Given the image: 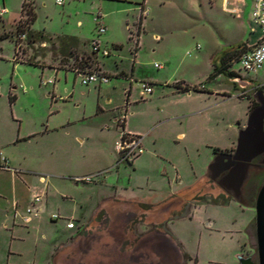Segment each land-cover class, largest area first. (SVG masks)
<instances>
[{
    "label": "rangeland",
    "instance_id": "obj_1",
    "mask_svg": "<svg viewBox=\"0 0 264 264\" xmlns=\"http://www.w3.org/2000/svg\"><path fill=\"white\" fill-rule=\"evenodd\" d=\"M143 1L64 0L59 5L57 0H0V10H8L0 18V91L7 92L6 98H0V109L11 113L9 93L16 96L14 110L22 118L26 130L36 131L35 137L16 147L15 160L24 165L16 168L19 172L28 169L27 174L34 178L31 188L43 190L41 176L48 179L49 184L45 200L47 211L41 215V222L31 229L30 238L62 236L67 228L66 221L61 218L81 221L90 216L96 199L107 196L103 191H92L90 187L96 185L94 182L76 185L72 180L62 181L58 175L66 172L67 163L71 166L75 162L80 164L79 174L89 176L92 165L88 163L95 161L92 163L97 166L106 154H111L117 164L118 120L127 110V128L131 132H144L146 151L133 165H113L112 172L107 174L111 177L108 182L156 201H164L173 194L180 195L174 197V206L177 205L169 218L168 228L175 241L176 254L184 253L182 264H239V256L254 253L256 246V240L250 237L251 220L256 217L255 201L222 193L209 180L207 185L203 184L209 178V166L215 159L213 149L229 141L233 127L247 122L248 99L255 103L248 89L240 87L236 90L227 76L211 77L214 55L235 46L238 38L227 37L224 29L230 27V21L226 19L218 28L207 23L201 32L198 22L194 29L186 26V32L175 28L169 35L165 24L174 15V10L169 3L164 5L167 0H149L145 6L149 15L146 20L143 18L142 43L137 49L134 79L130 82L128 78L114 74L121 70L131 72L136 47L135 39H130L127 24L132 27L131 31L136 30ZM23 2L30 3L33 8V25L27 22V13L21 12ZM190 3L194 10L210 9L209 0H204V7L200 0L186 2ZM106 13H109L108 17ZM98 14L105 17L106 24L111 23L109 31L101 38L111 51L110 57L98 58L91 51L90 41L96 32L94 18ZM245 21L244 43L253 40L252 9L247 11ZM19 26L25 29L24 37L18 35ZM29 32L43 33L46 45L42 46L41 41L29 42ZM156 35H161L164 41L157 42ZM71 37L76 38V51L70 47L72 42L68 38ZM112 42L123 45L122 49L113 48ZM15 45L18 63L13 60ZM82 58H90V69L82 65ZM25 61L40 65L22 63ZM237 61L230 63V71L264 87V67L258 73H247L240 70ZM98 63L112 74L109 83L83 85L76 68L84 72L100 70ZM156 63L163 68H156ZM51 79L55 80V89L51 84H44ZM177 81L192 86L204 85L213 92L192 91L188 95L165 84L172 85ZM142 82L152 83L153 95H142ZM130 84L133 91L127 101L124 90H129ZM215 90L228 93H215ZM242 92H246L245 98L238 96ZM72 94L77 97L74 95L70 100L72 105L79 102L82 111L59 99H69ZM98 104L105 113L100 112ZM167 110L183 116L164 121L170 114ZM73 114L86 119L71 130L62 128L66 116ZM76 136L83 138V143L76 140ZM97 178L94 175V179ZM107 191L114 193L115 189L108 188ZM52 214L61 218L51 219ZM131 215H125L129 221L117 232L103 223L92 226L89 232L92 238L98 241L107 236L112 241L106 248L96 246L100 254L97 253L99 257L92 264H158L155 253L140 247L141 237L156 235L157 226L154 222L141 226L140 217ZM103 216V213L99 215L100 220Z\"/></svg>",
    "mask_w": 264,
    "mask_h": 264
},
{
    "label": "crops",
    "instance_id": "obj_2",
    "mask_svg": "<svg viewBox=\"0 0 264 264\" xmlns=\"http://www.w3.org/2000/svg\"><path fill=\"white\" fill-rule=\"evenodd\" d=\"M113 1L132 3V0H113ZM187 1L188 0H167L166 2H164V5H167V3H169L172 10H174V15L172 14L167 19L168 22L165 24V26H168L166 28L167 29L166 31L168 32L170 31L169 35H172L171 29H175V28L185 29L184 31L186 32L188 31L186 29V26H191L190 29H194L197 27L196 25L198 22H200L199 30H201V32H202V28H205L203 26H206L207 23H210L216 28H218L222 25V22L226 19L230 21V27L224 29L226 31L227 37L229 39H233L235 37L238 38V43L235 46H232L230 47V49L225 51L221 50L220 52H217V54L214 55L215 61L213 62V67L214 64L220 65L221 58L225 53L241 45H246L249 48L255 45L258 42V40L261 38V32L259 28L253 24V26L251 27L253 40L252 41L248 40L245 43L242 40L243 34H245L246 31L245 18L247 16V11L253 8L254 0H209L210 9H208V11H199L198 9L194 10L192 9V4H191L192 1L190 4H186ZM200 2L202 7H204L205 6L204 0H200ZM148 3L149 0H144L143 4H141L140 6V12L142 16L140 17L139 22L136 25V30H134V32L131 31L132 27H130L129 24H127L128 31L130 32L131 35L130 39H135V47H136L133 64L131 66V72L127 73L125 70H121L114 74L115 76L128 78L130 82L132 79H134V73L136 69L135 66L137 64V49L140 48V44L142 43V38H143L142 33L144 32L143 18L146 20V17L149 15V9L145 7L146 4ZM21 12H22V8H21ZM106 15L108 17L109 13H106ZM103 21L106 26V32H108L111 23L109 21V23L107 22L106 24L104 16H103ZM155 38L158 40L157 42L164 41L161 35H156ZM68 40L72 42V45H70L71 49H73V51H76L77 50L75 48V45L77 43L76 38L71 37L68 38ZM41 45L42 46L46 45V43L44 42ZM86 45L88 46V44ZM112 46L113 48L115 46H119L120 48H115V49L121 50L123 45L116 42H112ZM13 60L16 63H18V61H16V45H15V57L13 58ZM22 63L25 64V62ZM42 67L46 68L43 65ZM98 67L100 71L106 73L109 77H111L112 74L104 70L102 66L99 65ZM55 69L60 70L59 68H55ZM229 79L230 82L233 84V79L232 78ZM177 83H180L182 86L185 85L192 86L191 84L186 83L184 81H177L172 85L169 84L168 82H165V84L168 85L169 87L172 86L176 88V90L179 93L180 91L175 86ZM51 85L54 87V89L56 88L55 83ZM100 85L102 84H99V86ZM193 86H197L200 88V91H195L196 93H203L206 91L213 92V90H208L204 85H193ZM234 88L236 90L240 89L236 85H234ZM99 89H101V87H99ZM124 91L126 92V99L127 101H129L133 91L132 84H130L129 90H124ZM191 92H188L186 94L190 95ZM214 92L223 93V94L228 93L225 92L224 90H215ZM143 94L144 93L142 92V95ZM153 94H154V90L151 95ZM74 95L76 97V94H72L69 97V99L65 97H60L59 99L62 100L63 104H68L69 106L72 107L74 106L73 108L75 110L78 109L81 110L79 102L77 105H72L73 103L70 101L72 97H74ZM6 96H7V92L0 91V98H6ZM50 96L52 99L55 97L54 93L50 94ZM238 96L240 97L239 94ZM11 97H14L13 102L11 101ZM73 99H74L73 101H76L75 98ZM15 100H16V96L9 93V103L12 107L11 113L6 112L5 109H0V264H92V262L96 260L97 257H99V255L97 256V253L100 254L97 250L98 247L96 248V246L104 245L106 248L107 247L106 244L109 245L112 242L111 239L108 238L107 236L100 237L98 241H96L95 238H92L89 233L92 226L103 223L104 225L107 226L113 224L115 227L120 228L122 227L123 224H125V220H127L125 219L126 218L125 215L127 213L130 214L146 213L148 216L149 223L152 222L158 223L161 221L169 220V218L171 217V213L175 212V207L177 204L174 206V203L176 202L174 197L175 196L179 197L180 195L173 194L172 196L167 197L164 201H156L153 198L146 199L144 197L137 195L134 191L119 189L116 186L110 184L108 180H110L111 177H108L107 174L112 172L111 170L113 168V165H115L116 163H114L115 161L112 160L111 154L110 155L106 154L102 157V159H100L99 165L97 166L93 165L92 162L95 161H90V163H88L92 165L90 168L91 175L89 176L95 175L98 177L97 179L93 180V182L96 183V185L93 187L91 186L90 188L92 189V191H103L105 194H107V196L105 195L106 197H103L100 200L98 198L93 202V208L90 216L83 218L81 221H76L72 217L61 218L60 216L61 219H64L66 221V228H67V230H65L66 232H64L62 236L55 238L53 237L50 239L30 238L31 229H34V227H36V225L41 222V218H42L41 215L45 214L47 211V201L45 200L47 199L46 197L48 196L47 190L49 184H48V179H45L43 176H41L39 177V180L45 186L43 190L39 191L34 186L31 188L30 185L33 183L34 178L32 175L27 174V172H29L28 169H21L19 172V168H16L18 165L24 167V165L21 162L17 163L15 160L16 156L14 155V151L16 147L17 146L20 147L21 143L30 141L33 137H35L36 131L25 129L22 118L17 114V112L13 108ZM108 102H111V99H108ZM98 105L100 106V104ZM250 107H251V101L248 99L247 121H248L249 113L251 111ZM99 110L101 113H105V110L102 106L99 107ZM167 111L170 114H167L168 116L164 118V121H169L174 118L183 116V114L175 115L172 114L169 110ZM84 113L85 112H82V115ZM124 115H126V121H125L126 131L143 137V149H144L143 154H144L146 151L144 148V143H145L144 132L140 130H134L133 132H131L130 130H128L127 110L122 116ZM79 117L80 116H77L75 114L71 116H66V118L62 122L61 127L62 128L68 127V130L69 129L71 130L75 124L86 119L85 116L82 119ZM48 123H50V121ZM246 124L247 122L244 123L243 126H238L236 128L233 127L231 138L229 139V141L223 144H219L217 148L220 149L221 151V150L233 149L234 147H236L237 145L236 135L239 130L245 128ZM118 126L120 127V125ZM121 131L122 129L120 127L119 134L117 136L118 138L115 140V144L120 138ZM76 140H78L81 143H83L84 141L83 138L79 136H76ZM214 155L216 154L214 153ZM67 164L68 165H66L67 167L65 168L66 172L58 175V178H61L62 181L72 180L75 182L76 185H78V183L75 181V178L87 176V174H79L80 172L79 170L81 168L79 167L80 165L79 163L73 162L71 166L69 163ZM208 180L209 178L205 179L203 184L207 185ZM108 188L115 189L114 193L110 191L108 192L107 191ZM36 193L42 195L43 197L41 203H39L38 206L39 213L37 216L32 217L29 223H26L24 219V217L26 216V210L31 205L33 196ZM181 202L184 203V201ZM181 202H179L178 205H180ZM170 206H172V208L168 209V207ZM157 212L158 213L163 212L162 217H155L154 213ZM102 213L104 214V216L100 220L99 215H101ZM52 215H56V214H52ZM52 215H51V219H53ZM68 220H73L75 222V228L73 229L68 228L67 226ZM250 225H251L250 229L253 228L254 218L251 220ZM25 229H27V231ZM119 240L120 241L118 242H121V239Z\"/></svg>",
    "mask_w": 264,
    "mask_h": 264
},
{
    "label": "flooded vegetation",
    "instance_id": "obj_3",
    "mask_svg": "<svg viewBox=\"0 0 264 264\" xmlns=\"http://www.w3.org/2000/svg\"><path fill=\"white\" fill-rule=\"evenodd\" d=\"M233 79V84L238 86L239 88L248 89L249 92L252 93L253 98L255 100L256 105L253 107V109L257 106H259L258 100H264V87L258 86L254 84L252 81L248 80L246 77L240 78L235 77ZM235 148L228 149V150H221L216 155L215 158L218 159L217 161V169L219 171L216 178H211V173L209 172V181L214 184L222 193H225L227 195H232L235 197V195H239L242 199H254V206L256 204V199L258 196V193L262 186L264 185V154L256 157L253 159L249 165H248V172L245 180L241 183L240 186L239 180H240V165H238V162L233 160L232 156L235 153ZM159 214L157 217H162L163 212L160 213H154ZM143 215H146V213H134L131 216L140 217V222L143 223L141 226H144V224H150L148 222V216L145 218ZM256 219V217H255ZM254 219V225H253V231L250 235L251 238H254L256 240V246L253 249L254 253L248 254L245 256V258H248V263L252 264H259V255H258V246H257V230H256V220ZM129 221L125 220V223ZM169 220L161 221L158 223H154L155 226H157L156 235H153L151 237L142 236L140 241V247L146 248L147 250H150L152 253H155L156 256L159 259L158 264H182L185 256L184 253L181 254V256L176 254V250L174 247V239L170 235L169 226L168 223ZM125 227V224L122 225V227H115L113 224L109 226V229L111 231L117 232L119 229ZM160 228V229H159ZM175 255V256H174ZM143 257V256H142Z\"/></svg>",
    "mask_w": 264,
    "mask_h": 264
},
{
    "label": "built area",
    "instance_id": "obj_4",
    "mask_svg": "<svg viewBox=\"0 0 264 264\" xmlns=\"http://www.w3.org/2000/svg\"><path fill=\"white\" fill-rule=\"evenodd\" d=\"M64 0H57L59 5H62ZM7 13V9L3 8L0 10V18ZM252 19L253 23L259 28L261 32V38L258 42L249 47L247 51L240 57L239 65L240 70L247 73H258L261 68L264 67V0H254L252 8ZM96 32L93 39L90 41V47L92 54L99 57H110L111 51L106 45L101 41L102 36L106 33V26L103 21V16L101 14L96 15ZM26 34H22L24 37ZM156 68H162V65L155 64ZM75 72L81 77L82 84L88 86L92 83L107 84L110 81V77L100 71H80L76 68ZM54 80H49L44 84H54ZM142 90L144 94L151 95L153 93L152 84L149 82H142ZM246 92H242L240 96L245 98ZM126 115L122 116L118 120L122 131L119 140L115 144V151L118 156L117 166L121 164L133 165L138 157L143 154V137L137 134L127 132L125 129ZM94 176H83L76 177L75 181L77 183L93 182ZM42 195L36 193L33 196L31 205L26 210V216L24 217L25 222L29 223L32 217L37 216L39 213L38 206L42 201ZM53 219H59V215H52ZM68 228H75V222L73 220H68Z\"/></svg>",
    "mask_w": 264,
    "mask_h": 264
},
{
    "label": "water",
    "instance_id": "obj_5",
    "mask_svg": "<svg viewBox=\"0 0 264 264\" xmlns=\"http://www.w3.org/2000/svg\"><path fill=\"white\" fill-rule=\"evenodd\" d=\"M258 102L259 106L250 111L245 128L240 130L235 153L230 156L241 167L238 186L247 176L249 163L264 154V100H258ZM217 161L218 159L215 158L209 166L212 179L219 173ZM235 198L240 199L239 195H235ZM255 211L259 264H264V185L258 193ZM247 261H249L248 258L239 256V264H252Z\"/></svg>",
    "mask_w": 264,
    "mask_h": 264
},
{
    "label": "trees",
    "instance_id": "obj_6",
    "mask_svg": "<svg viewBox=\"0 0 264 264\" xmlns=\"http://www.w3.org/2000/svg\"><path fill=\"white\" fill-rule=\"evenodd\" d=\"M22 11L26 12L29 17L27 22L32 24L35 21V14H34L33 8H31V4L24 2L22 6ZM17 32H18V35L24 34L25 29L19 26ZM28 36H29L28 37L29 42L41 41L42 43H44L46 41V36L43 33L29 32ZM3 38H7V37L4 36ZM114 48H120V47L115 46ZM247 49L248 47L246 45H241L225 53L221 58L220 65L214 64V73L211 75V77L218 76L221 74L227 76L228 78L237 77L238 75L236 73L229 70L231 68L230 63L233 62L234 60H238L237 63H239L240 57L247 51ZM81 62H82V65L84 64L89 69L92 66V62L90 61V58H87V59L82 58ZM25 64L37 67L39 63L32 62V61H25ZM175 86L180 92H183V93H188L191 91H200V88L197 86H187V85L182 86L180 83H177ZM11 101L12 102L14 101V97H11ZM255 105L256 103H251L250 110H252ZM213 150L215 154H217L220 151V149L218 148H214Z\"/></svg>",
    "mask_w": 264,
    "mask_h": 264
},
{
    "label": "bare ground",
    "instance_id": "obj_7",
    "mask_svg": "<svg viewBox=\"0 0 264 264\" xmlns=\"http://www.w3.org/2000/svg\"><path fill=\"white\" fill-rule=\"evenodd\" d=\"M175 256V255H174Z\"/></svg>",
    "mask_w": 264,
    "mask_h": 264
}]
</instances>
